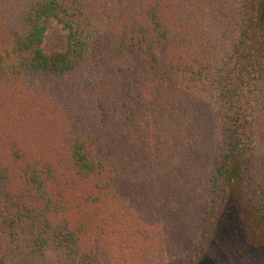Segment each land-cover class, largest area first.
I'll list each match as a JSON object with an SVG mask.
<instances>
[{"label": "trees", "instance_id": "1", "mask_svg": "<svg viewBox=\"0 0 264 264\" xmlns=\"http://www.w3.org/2000/svg\"><path fill=\"white\" fill-rule=\"evenodd\" d=\"M263 15L264 0H0V264L264 253Z\"/></svg>", "mask_w": 264, "mask_h": 264}, {"label": "rangeland", "instance_id": "2", "mask_svg": "<svg viewBox=\"0 0 264 264\" xmlns=\"http://www.w3.org/2000/svg\"><path fill=\"white\" fill-rule=\"evenodd\" d=\"M264 20V15H263ZM58 28H52L47 31L44 47L46 50L57 47L59 37L57 35ZM237 193L236 189H230ZM228 244V243H227ZM264 253L258 251L245 250L243 246H238L231 243V245H225L224 250L211 256L209 250H205L201 257L198 259L197 264H264Z\"/></svg>", "mask_w": 264, "mask_h": 264}]
</instances>
